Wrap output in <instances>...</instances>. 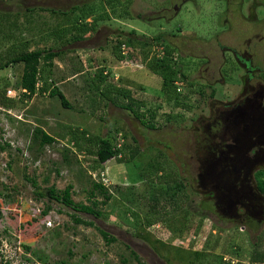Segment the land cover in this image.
<instances>
[{"label":"rangeland","instance_id":"1","mask_svg":"<svg viewBox=\"0 0 264 264\" xmlns=\"http://www.w3.org/2000/svg\"><path fill=\"white\" fill-rule=\"evenodd\" d=\"M98 1L0 0V65L21 51L63 50L49 72L42 70L69 106L48 94L13 99L7 91H18L23 66L0 70V89L16 101L13 109L0 110V264H137L130 251L145 264H240L247 250L264 253V198L254 178L264 162L243 168L245 187H237L236 197L213 195L227 178L215 161L227 154L226 145L234 148L245 124L233 122L239 113L226 114L251 106L253 93L264 87V0H131L130 18L104 20L79 42L56 41L55 32L67 24L61 13L80 6L99 15ZM119 30H135L139 40L164 34L188 79L178 82V104L166 100L161 77L147 68L154 55L140 63L117 62L112 47ZM100 68L143 102L138 111L147 122L155 112L153 130L120 108L127 103L122 97L94 88L91 78ZM35 128L54 142L40 147ZM82 132L114 144L123 137V159L100 164L92 142L73 138ZM247 138L240 156L250 159L260 146L254 136ZM213 168L217 176L208 177ZM173 178L183 183L179 194ZM93 182L113 194L101 207L105 219L77 214L93 227L75 225L70 208L39 196L71 185L73 202L89 204ZM97 228L116 241L106 243ZM234 248L240 254L227 251Z\"/></svg>","mask_w":264,"mask_h":264},{"label":"trees","instance_id":"2","mask_svg":"<svg viewBox=\"0 0 264 264\" xmlns=\"http://www.w3.org/2000/svg\"><path fill=\"white\" fill-rule=\"evenodd\" d=\"M98 6L101 10V13L97 15V10L94 8L93 10L88 9V11H84L80 6H74L69 11H65L61 13L66 21V26L63 28H58L55 32L56 35V41L58 42H65V43H71V42H79L82 41L85 36L89 34H93L98 30L99 23L106 20L110 21L112 19H126L130 18V12L128 10V6L131 3V0H126L125 3H122L121 0H99ZM83 5H87V3H84ZM42 10V9H41ZM82 13L80 14V11ZM47 12H50L52 15H57L60 13H57L54 9H48L45 10ZM79 14H76L78 13ZM76 14L75 17H72V19L69 17V15ZM74 18V19H73ZM91 19V21H90ZM90 21V22H89ZM59 31H62L64 33L63 36H57L56 33ZM118 35L117 38L114 40V46L112 47L113 55L118 60V63H138L139 60L148 59L150 55L152 58L150 59L151 62L148 63V69L154 72V74L159 75L162 79V92L164 96L166 97V100H174L176 104H178V91L179 86L177 85L178 82L184 81L188 82V79L185 75V73L181 72V68L178 65V61H180L181 58H179V54L175 52L174 48L171 47V45L168 43V41L165 40L164 34L159 33L155 35L154 37L150 38H142L138 39L139 36L137 35L135 30H129L128 32L124 31H117ZM66 38V40H65ZM68 38V39H67ZM138 39V40H137ZM135 42L140 47H134ZM124 45L128 49L127 55H123L121 51V46ZM149 50H148V49ZM152 48V49H151ZM160 49V51H158ZM156 50V52H155ZM64 54L63 50H54L52 48L47 49H36L32 51H21L14 57L7 60L4 64L0 65V70H3L7 67H9L12 64H22V74L20 77V80L16 86L17 90H25L26 93L21 94L20 98L21 100L28 99L30 100L34 95L36 94H44L45 92H48L49 97H57L60 101V104L64 108H68V102L65 98V96L58 90L57 87H51L49 88L47 84L46 77H43L44 71L42 70V67L48 68V72L53 68L54 60L56 58H60ZM144 54V55H143ZM239 60V59H238ZM140 63V62H139ZM174 65V67H173ZM245 65V64H244ZM246 66V65H245ZM179 68V69H178ZM247 71V73H250ZM251 77V74L248 75ZM42 82V87L37 90L36 84L38 81ZM247 80L246 78L244 81ZM92 85L94 88L100 90V93L102 96H106L108 94L116 95L122 97L127 103L122 104L120 108L124 111L129 112L139 123L146 127L147 129H154L155 125L152 122L155 117V112L150 111L149 116L150 120L149 122L146 121L144 114H141L138 110L143 105L142 101H137L132 97V93L130 90H126L124 88L118 87L115 82L113 81V78L111 77L110 73L104 74L103 70L100 68L97 71V74L94 76V78H91ZM215 96V92L211 91L210 97L213 99ZM111 100L114 97H110ZM109 98V99H110ZM108 101H111L109 100ZM18 102V101H17ZM113 102V101H112ZM16 101L10 98L6 97V89L1 88L0 89V107L4 109L11 110L15 106ZM86 132H82L78 136H74L73 138L83 139L86 141L92 142L96 146V159L100 164H105L110 159H115L117 161L123 159V148H116L114 142H112L109 138H101L97 137L95 140L93 138L87 137ZM33 137L39 141V146L44 147L45 145L52 144L54 142V138L49 136L46 132H44L41 128H35ZM86 138V139H85ZM230 147L226 148L228 151ZM233 153L228 152L224 157L222 154H220L219 160L215 161L216 163H219L221 166L220 172L222 174H226L228 177H233L229 181L225 180L224 183L228 184H234L237 185V187H240L238 181L240 180V177L242 176L243 168L245 166H241L240 163H237L235 160V154L234 150H232ZM136 152H133L131 154V160L133 159V156H135ZM223 157V159H222ZM209 168V166H208ZM214 169V168H213ZM234 169L238 171L239 178H236L237 176L234 175ZM246 169L247 166H246ZM160 168L155 169V172H160ZM226 170H229V172H226ZM244 171V170H243ZM219 172V173H220ZM218 174L217 170H211L207 176L210 177L211 175ZM217 176V175H216ZM255 178V191L264 198V170H260L258 175H256ZM174 181V190L176 191V194H179L181 190H184L183 183L179 181L177 178H173ZM237 182V183H236ZM221 183V182H220ZM240 183V182H239ZM33 185H36L35 181H32ZM222 187H225L226 184H219ZM228 188V187H227ZM230 193L227 192V190H224V188H219L215 192H217V198L222 197V194L230 196V197H236L237 196V188L236 190L230 189ZM71 191L72 186L67 185L63 190H56L54 187L48 188L46 193L40 194L39 196L41 198L47 197L50 201H54L56 203H60L64 205L67 208H70L74 212V214L70 215V219L74 222L75 225H83L88 227H93V223L91 221H85L79 216H77L78 213L80 214H86L89 216H92L96 219H102L106 218L107 215H105L101 209V207H104L107 205V203L112 200L113 194L109 192L108 188L102 183V182H93L91 185V189L88 191V202L89 204H83V203H75L71 199ZM175 191L170 196L171 198L175 196ZM214 192V193H215ZM236 195V196H235ZM101 197V200H98V198ZM48 210H50L49 207L46 208V213ZM151 225V224H147ZM99 234L101 237L105 240L106 243H112L115 242L116 239L108 234L107 232L97 228ZM131 255L133 256L134 260L137 262V264H145L141 261V259L138 257V255L130 251ZM9 264V263H5ZM247 264H261V263H247Z\"/></svg>","mask_w":264,"mask_h":264},{"label":"flooded vegetation","instance_id":"3","mask_svg":"<svg viewBox=\"0 0 264 264\" xmlns=\"http://www.w3.org/2000/svg\"><path fill=\"white\" fill-rule=\"evenodd\" d=\"M237 61L239 62L240 60L237 59ZM254 96V97H253ZM253 103L250 106L249 103L247 102V105H245L244 107H237L232 109V112H228L226 115H229V117H232V114L235 113H239L241 116V119L238 117V114H235L233 122H235L236 124H238V121L240 122H244V127L247 130H244L242 128V130H240L237 135L235 136V143L236 145L234 146V148H231V146H227L226 144V148L230 147L229 150L232 151L234 150V152H236L235 154V160L237 163H240L241 166H246L249 162L251 164L250 167L257 165L258 163H260L261 161L264 162V102H260L259 100H263L264 99V87L261 86V88L259 90H256L253 93ZM250 99L247 98V101H249ZM240 119V120H239ZM225 120H228V118H226ZM249 123V125H247ZM228 127H226L225 131H224V136L227 134L228 132ZM231 132V131H230ZM231 135V134H230ZM250 136L251 139H253L252 137H255V143L257 144L258 147L257 151L254 153L253 157L249 159V156L242 157L240 156V147L241 144L246 142L247 136ZM227 151L230 152V151ZM240 157L242 158V161L240 159ZM243 162V163H242ZM248 168V167H247ZM249 170V168L247 169ZM234 175H236V178H239L238 175V171L236 169H234ZM225 187L224 190H227L228 193H230L229 191H231L230 189H234L236 190L237 185L234 184H228L225 183ZM240 188L243 189L245 187V184L243 183V181L240 182L239 184ZM228 187V188H227ZM213 195L216 196V192L213 193ZM222 197L224 199L230 200L231 197L222 194Z\"/></svg>","mask_w":264,"mask_h":264},{"label":"crops","instance_id":"4","mask_svg":"<svg viewBox=\"0 0 264 264\" xmlns=\"http://www.w3.org/2000/svg\"><path fill=\"white\" fill-rule=\"evenodd\" d=\"M42 9V10H41ZM41 9H39V10H41V11H44V12H47V11H45V10H48V9H46V8H41ZM27 11V10H26ZM33 10L32 9H30L29 11H27V12H32ZM47 13H50V12H47ZM89 37V36H88ZM60 58H62V56L60 57ZM60 58H58V59H60ZM103 60V59H102ZM53 63H55V61L53 62ZM47 94H48V92H45V94H42V95H46L47 96ZM39 95H41V94H39ZM255 244H256V242H254ZM239 248H234V249H232V250H230V249H228L227 251H230V252H232V253H234V252H236L237 250H238ZM239 251H240V249L238 250V253H239ZM204 254H206L207 252H206V250L203 252ZM214 253H216L215 251H214ZM240 254V253H239ZM217 256V255H216ZM218 257H221V261L223 260H225V258L223 259L222 258V256H218ZM241 263L240 264H247V263H261V264H264V253H261L260 251H258V249H256V247L255 248H252L250 251L249 250H247V258H246V260L244 261H240ZM219 264H226V263H224V262H221V263H219Z\"/></svg>","mask_w":264,"mask_h":264},{"label":"built area","instance_id":"5","mask_svg":"<svg viewBox=\"0 0 264 264\" xmlns=\"http://www.w3.org/2000/svg\"><path fill=\"white\" fill-rule=\"evenodd\" d=\"M121 51H122L123 55H127V53H128V49L124 45L121 46ZM106 73H107V71H104V74H106ZM40 83H41V81H38L37 84H36L37 90L42 87V83H41V85H40ZM177 85H179V84H177ZM7 93L13 95L12 96L13 98H17V97L20 98L21 94L26 93V91L25 90H20V91H17V92L13 93L11 90H8ZM36 95H38V94H36ZM0 110L5 111V109L2 108V107H0ZM123 143H124V138L120 136L117 139V143H115V147L116 148H122ZM102 180L105 181L104 178H102Z\"/></svg>","mask_w":264,"mask_h":264},{"label":"clouds","instance_id":"6","mask_svg":"<svg viewBox=\"0 0 264 264\" xmlns=\"http://www.w3.org/2000/svg\"><path fill=\"white\" fill-rule=\"evenodd\" d=\"M18 91H20V90H18ZM13 99H14V98H13ZM19 99H20V98H19ZM19 99H18V100H19Z\"/></svg>","mask_w":264,"mask_h":264}]
</instances>
